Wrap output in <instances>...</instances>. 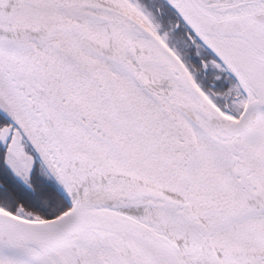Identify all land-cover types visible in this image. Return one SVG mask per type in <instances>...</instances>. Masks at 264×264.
<instances>
[{
    "label": "snow or ice",
    "instance_id": "6c2138e0",
    "mask_svg": "<svg viewBox=\"0 0 264 264\" xmlns=\"http://www.w3.org/2000/svg\"><path fill=\"white\" fill-rule=\"evenodd\" d=\"M0 264H264V0H0Z\"/></svg>",
    "mask_w": 264,
    "mask_h": 264
}]
</instances>
